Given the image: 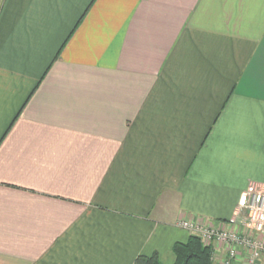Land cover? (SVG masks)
Instances as JSON below:
<instances>
[{
  "label": "crops",
  "instance_id": "0c3cea01",
  "mask_svg": "<svg viewBox=\"0 0 264 264\" xmlns=\"http://www.w3.org/2000/svg\"><path fill=\"white\" fill-rule=\"evenodd\" d=\"M252 186L264 0H0V264H173Z\"/></svg>",
  "mask_w": 264,
  "mask_h": 264
},
{
  "label": "built area",
  "instance_id": "2783aa9c",
  "mask_svg": "<svg viewBox=\"0 0 264 264\" xmlns=\"http://www.w3.org/2000/svg\"><path fill=\"white\" fill-rule=\"evenodd\" d=\"M238 213L243 215V226L248 235L199 229L195 233L204 246L211 248L215 242L230 247L225 258L221 259L222 264H233L238 246L249 251L247 264H258L264 258V189L252 186L243 193L238 201Z\"/></svg>",
  "mask_w": 264,
  "mask_h": 264
},
{
  "label": "trees",
  "instance_id": "16d2710c",
  "mask_svg": "<svg viewBox=\"0 0 264 264\" xmlns=\"http://www.w3.org/2000/svg\"><path fill=\"white\" fill-rule=\"evenodd\" d=\"M173 264H213L211 262L212 250L204 246L197 236H190L185 243H175L172 248ZM135 264H161L157 254L149 257L139 256Z\"/></svg>",
  "mask_w": 264,
  "mask_h": 264
},
{
  "label": "rangeland",
  "instance_id": "374dc122",
  "mask_svg": "<svg viewBox=\"0 0 264 264\" xmlns=\"http://www.w3.org/2000/svg\"><path fill=\"white\" fill-rule=\"evenodd\" d=\"M222 245V244H221ZM222 246H224L225 247V250H228L230 247L228 246V245H226V244H223ZM211 250H212V248H211ZM244 255H245V257H247L248 258V256H249V251L247 250V249H245V251H244ZM264 259V258H263ZM248 260V259H247ZM247 260H245V261H241L239 264H247ZM215 261V262H214ZM211 262L214 264H222V262L221 261H219V259L218 258H216L215 257V254L213 255V256H211Z\"/></svg>",
  "mask_w": 264,
  "mask_h": 264
}]
</instances>
